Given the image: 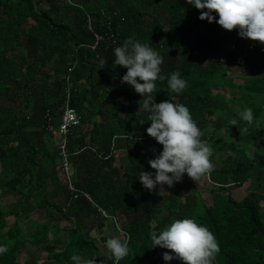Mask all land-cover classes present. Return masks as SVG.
Listing matches in <instances>:
<instances>
[{
	"label": "trees",
	"instance_id": "1",
	"mask_svg": "<svg viewBox=\"0 0 264 264\" xmlns=\"http://www.w3.org/2000/svg\"><path fill=\"white\" fill-rule=\"evenodd\" d=\"M200 14L186 0H0V246L7 248L0 264H20L19 254L29 246L55 245L61 238L41 264H73L74 254L104 264L108 238H100V247L87 234L108 222L97 207L115 217L117 226L112 218L109 224L118 238L130 237L129 255L120 264H184L164 261L170 250L151 248L150 233L186 218L215 235V264H264V192L252 186L238 195L257 173L264 177V45L202 21ZM87 17L104 35L108 18L116 41L92 49ZM130 37L163 57L155 102L189 108L213 148L212 172L226 175L228 183L177 190L165 185L163 197L159 186L150 192L141 185L139 172L154 174L148 161L163 149L147 135L151 122L139 109L142 97L119 85L127 69L114 65V49ZM173 72L187 81L180 94L168 88ZM67 98L81 116L66 136L72 181L92 201L67 191L60 138L48 130ZM245 108L253 110L254 122L240 121L249 132L239 144L238 127L229 121L239 120ZM120 156L128 164L119 165ZM6 194L14 197L4 206Z\"/></svg>",
	"mask_w": 264,
	"mask_h": 264
},
{
	"label": "clouds",
	"instance_id": "2",
	"mask_svg": "<svg viewBox=\"0 0 264 264\" xmlns=\"http://www.w3.org/2000/svg\"><path fill=\"white\" fill-rule=\"evenodd\" d=\"M187 4L201 10L200 20L215 22L224 30H238L241 38L264 45V0H186ZM207 11H204V10ZM212 13L219 17L217 20ZM114 65L126 68L127 71L121 79L134 88L142 99L139 109L149 113L147 121L150 126L146 129L147 135L162 145V151L148 164L155 173L139 172L141 185L152 192L159 186L158 195L166 193L168 188L181 182L183 176L195 181L213 171L211 157L213 148L204 133L193 119L188 107L172 101L156 103L153 93L156 91V81L163 80L160 75L163 57L149 44L127 38L122 46L114 49ZM171 92L180 94L187 87V81L181 78L179 72L171 73L167 79ZM142 102V103H141ZM60 114V113H59ZM58 114V116H59ZM239 120L231 119V126H237L241 136L249 132L248 127H239L240 121L251 125L254 122V113L251 108L239 112ZM53 123V119H52ZM54 124V123H53ZM55 125V124H54ZM57 125V124H56ZM55 125V126H56ZM257 150L253 148L247 153L253 158ZM154 176V178H153ZM129 240L112 237L106 240L105 247L109 259L114 264H120L130 252ZM151 248L159 246L170 250L164 252V261L178 258L184 264H212L220 252L219 243L215 235L205 226L198 224L194 219H177L171 222L159 233H150ZM7 252L5 246H0V254ZM73 264H96L95 259H88L82 255L74 254L71 257Z\"/></svg>",
	"mask_w": 264,
	"mask_h": 264
},
{
	"label": "rangeland",
	"instance_id": "3",
	"mask_svg": "<svg viewBox=\"0 0 264 264\" xmlns=\"http://www.w3.org/2000/svg\"><path fill=\"white\" fill-rule=\"evenodd\" d=\"M91 21L93 23L92 19H91ZM104 25H105V22H104ZM237 68H238L237 65L232 66V70H234V69L237 70ZM119 85L124 87L126 85V83H123V84L119 83ZM56 116L59 118L58 115H56ZM57 117L54 119V122H53L55 125L58 122ZM223 133H224V131H223ZM56 136H58V135H56ZM235 136H236L237 142L239 144L245 142L244 136H241L240 134H235ZM56 139H57V137H56ZM115 161H117V163H119V165L120 164L121 165L128 164L127 157H125V156L117 157ZM259 170H261V169L258 168V165L254 166L252 168V171L256 172V173ZM2 174L3 173L1 172V168H0V178L3 176ZM256 175L257 176L252 181H250V182L246 181V183H244L241 186L240 190H238V195L242 196V194L244 192L243 190L250 189L252 186H253V188L257 189L258 191L264 192L261 190L262 188H264V177H262L261 174L259 175L258 173ZM226 183H228V179H227L226 175L221 174V173L211 172L210 174L202 177L200 179V181H198L197 183L195 181H193L192 179H190L189 177H184V179H182L181 183L177 182L174 184L173 187H174V190H177L182 185H195V186H197V188L205 189V188L209 187L210 184H226ZM3 191H4V187L3 188L1 187L0 192H3ZM236 193L237 192L234 191V194H236ZM204 196H207V195L204 193ZM13 197H14L13 194H6V195H4L1 203L4 206H6L8 203H10L13 200ZM261 215H262V217H261L262 220H264V209H262ZM110 221H111V217H108V222L106 223L105 226L102 227V229L100 231L93 229V230L87 232V234H89L90 236L97 239L100 247L103 246V244H104L103 242L105 240V239H100L101 237L105 236L106 238L109 239V238H111V236L113 234L115 235L117 233L112 227L113 223L109 224ZM58 224L59 223H54V226H58ZM120 236H121V234L119 233V235L116 234V236H114V237H120ZM59 240L60 241L55 245H46V246H38V247L29 246L28 248H26L23 252H21L19 254L20 264H41L43 259L45 258L46 252L52 250L55 246H58L60 244L62 238ZM102 253L104 255V264H114V261L109 259V255H107L108 251H107L106 247H102ZM212 264H215V260L212 262Z\"/></svg>",
	"mask_w": 264,
	"mask_h": 264
},
{
	"label": "built area",
	"instance_id": "4",
	"mask_svg": "<svg viewBox=\"0 0 264 264\" xmlns=\"http://www.w3.org/2000/svg\"><path fill=\"white\" fill-rule=\"evenodd\" d=\"M87 27L91 29V31L94 34V39L93 43L91 44L92 49H96L100 44H105L106 46H110V44H113L116 41V33H114L111 30V23L110 20L107 19L105 21V26L107 30L109 31L107 35L102 34L101 32L93 31L92 29V21L91 18L87 17ZM71 83L67 84V88H65V95L67 97L70 96V89H71ZM81 121V116L79 113L74 109L67 98V102L64 104L63 109L61 110L59 114V121L57 125L55 126L52 123V120L50 119V123L48 125V130L54 134L58 135L60 137L59 140V151H60V170L65 176L66 180V189L71 195L72 198L78 199L80 197H85L89 201H92L91 196L89 193L79 190L75 184L72 181V172H71V166L69 162V155L66 150V136L69 134L73 135L75 128L80 124ZM98 211L102 214L104 217H111L112 220L114 221L115 225L116 220L114 216H110L108 211L105 210L104 208L97 207Z\"/></svg>",
	"mask_w": 264,
	"mask_h": 264
},
{
	"label": "crops",
	"instance_id": "5",
	"mask_svg": "<svg viewBox=\"0 0 264 264\" xmlns=\"http://www.w3.org/2000/svg\"><path fill=\"white\" fill-rule=\"evenodd\" d=\"M57 116L54 117V119L56 118ZM54 119H53V122H54ZM58 121H59V118L57 117ZM58 123V122H57ZM262 191H264V188L261 189ZM262 217V215H261Z\"/></svg>",
	"mask_w": 264,
	"mask_h": 264
}]
</instances>
